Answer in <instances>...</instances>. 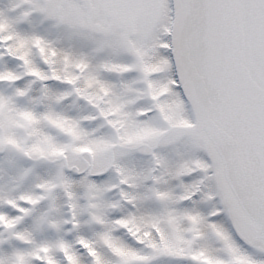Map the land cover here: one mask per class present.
I'll list each match as a JSON object with an SVG mask.
<instances>
[{"label":"rangeland","instance_id":"1","mask_svg":"<svg viewBox=\"0 0 264 264\" xmlns=\"http://www.w3.org/2000/svg\"><path fill=\"white\" fill-rule=\"evenodd\" d=\"M169 22L168 0H0V264H264L229 232L225 180L196 130L76 174L105 171L118 136L153 146L160 114L137 117L152 100L192 126Z\"/></svg>","mask_w":264,"mask_h":264},{"label":"water","instance_id":"2","mask_svg":"<svg viewBox=\"0 0 264 264\" xmlns=\"http://www.w3.org/2000/svg\"><path fill=\"white\" fill-rule=\"evenodd\" d=\"M175 10L182 91L243 209L264 227V164L255 169L246 155L239 159L246 146L264 143V0H175Z\"/></svg>","mask_w":264,"mask_h":264}]
</instances>
